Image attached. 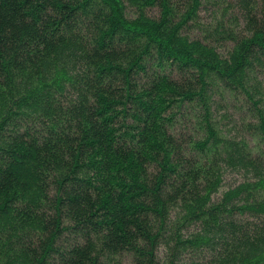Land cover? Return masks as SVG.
<instances>
[{"label":"trees","instance_id":"obj_1","mask_svg":"<svg viewBox=\"0 0 264 264\" xmlns=\"http://www.w3.org/2000/svg\"><path fill=\"white\" fill-rule=\"evenodd\" d=\"M0 264H264V0H0Z\"/></svg>","mask_w":264,"mask_h":264},{"label":"rangeland","instance_id":"obj_2","mask_svg":"<svg viewBox=\"0 0 264 264\" xmlns=\"http://www.w3.org/2000/svg\"><path fill=\"white\" fill-rule=\"evenodd\" d=\"M153 11L156 12V8L155 7L153 8Z\"/></svg>","mask_w":264,"mask_h":264}]
</instances>
